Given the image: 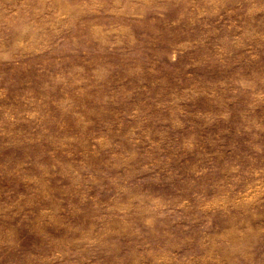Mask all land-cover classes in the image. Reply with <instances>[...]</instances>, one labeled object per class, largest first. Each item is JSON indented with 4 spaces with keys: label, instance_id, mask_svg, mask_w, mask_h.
Wrapping results in <instances>:
<instances>
[{
    "label": "rangeland",
    "instance_id": "374dc122",
    "mask_svg": "<svg viewBox=\"0 0 264 264\" xmlns=\"http://www.w3.org/2000/svg\"><path fill=\"white\" fill-rule=\"evenodd\" d=\"M0 264H264V0H0Z\"/></svg>",
    "mask_w": 264,
    "mask_h": 264
}]
</instances>
